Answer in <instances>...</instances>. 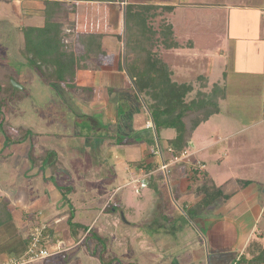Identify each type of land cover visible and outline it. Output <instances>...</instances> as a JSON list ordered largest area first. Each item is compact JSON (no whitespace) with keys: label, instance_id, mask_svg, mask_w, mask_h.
<instances>
[{"label":"crops","instance_id":"crops-1","mask_svg":"<svg viewBox=\"0 0 264 264\" xmlns=\"http://www.w3.org/2000/svg\"><path fill=\"white\" fill-rule=\"evenodd\" d=\"M5 1L0 0V6L4 8L6 14L0 17V66L16 79L14 82L18 83V87L15 86V88L23 92H26L28 88L32 97L28 108L29 113H26L28 109H22L24 102L18 101L20 97L17 105L0 108V263L23 256L30 239L31 228L43 226L41 246L51 250L52 255L47 259L27 264H120V262L121 264H145L144 260L148 259L146 254L136 256V252L142 253L143 250L149 249L146 245L142 246L145 237L140 235L136 228L137 224L125 221L122 214V218L117 215L115 207L111 205L110 197L120 188V185L131 181L138 184L141 181L140 183L145 185L148 176L158 170L165 173L166 189H169L171 182L177 205L180 204L187 209L188 213L191 212L194 215L192 219L199 221L198 225L209 227L208 217L214 214L205 209L214 204L217 211L219 203H226L227 199L229 200L237 193L227 192L224 187L227 182L220 180L218 183L216 178L205 169L206 162L203 158H197L198 153H204L203 156L219 163L223 153H219L218 144L229 147L227 143L231 134H226L227 136L221 134L219 127H216L218 121L214 119L216 120V117L223 112L225 114L227 106H231L232 103L241 104V109L247 111V114L256 112L254 116L258 118L240 129L246 130L248 127L259 126L256 137L258 141L264 142V0H184V2L128 0L136 7L143 4L152 6L153 8H149V11L165 16L167 20L165 25H170V34H166L162 27L143 29L131 26L128 29L125 25V8L128 5L126 0L122 1L124 4L121 2V7L118 0H60L67 10L71 2L72 9L61 17L58 14L54 15L51 20L61 24V34H64L66 43L70 44L74 41L75 48H81L77 51L72 48L67 49L76 56L79 64L72 81L74 85L71 87L62 86L61 81L51 85L35 68L31 66L27 68L20 63L22 60L20 52L24 51L29 58L31 57L26 50L25 27L41 28L45 24L43 0ZM10 2L21 4L23 14H20L16 8H13L12 12L8 6ZM73 2H75L74 5ZM185 9H193V18H185L187 23L185 20L183 22L177 20L178 16L182 17V11ZM131 12H135V9L131 8ZM175 12L178 14L177 17ZM12 16L19 23L17 30L15 25L16 33L9 32L12 23L8 18ZM155 16L150 18L153 19ZM23 18L31 20V23H22ZM64 18H68L69 22L64 23ZM180 22L181 24H178ZM64 24L68 28L66 30H70L67 32L72 31L74 34L72 41L67 39V33L62 32ZM187 24L192 27L189 28ZM88 34L101 36L100 45L90 44L89 51L81 40ZM179 38H186L187 43H183ZM10 47L13 48L10 49ZM195 47L199 50V58L206 57L208 66L203 71L195 70L192 77L184 81L187 79H180V77H184V70L187 67H182V63L175 59H184L186 52ZM14 50L16 55L11 53ZM201 50L206 54H200ZM154 62L162 68L170 82L178 86L186 84L192 87L182 97L183 103L188 105L193 103L189 105L191 109L185 108L186 110L183 111V122L188 125L185 116L190 110L193 116L199 115L200 110L210 111L207 120L198 124L190 136L184 137L187 146H184L182 151H187V156L176 162L172 161L173 152L177 151L172 141L177 131L172 127L164 126L158 131L161 134L156 132L150 110L144 102L145 98L147 101L152 100L146 93L145 87L141 91L138 88L140 85L138 79L144 77L142 68ZM126 64H129V68ZM47 85L52 89L55 87L53 90L58 95L53 94ZM46 94H52L55 103L63 101L69 108L67 117H64L63 113L59 119L63 126L70 121H80L78 117H81L82 107L84 109L93 106L96 109L94 112H98V117L106 122L115 135H124L115 139L105 137L95 146H91L105 149V157H102L99 163L104 165L102 169L111 172V176L104 177L102 180H100L101 175L94 178L96 181L100 180L101 184L107 180L103 186L100 183L93 185L87 183L88 177L80 176L78 172L77 163L81 161L85 163V166L90 165L92 161L89 158L94 154V150L92 153L84 150L85 156H82V153L81 155L72 150L73 142L63 140L58 146L59 151L51 148L52 145L47 149L40 143L35 145L31 142L29 150L24 151L22 155L19 154L20 145L25 139H31L33 133L52 134L43 126L44 123L39 127L36 126L35 122L38 121L39 125L40 118L32 119L31 110L38 111V104H43L47 100ZM78 94L82 95L76 100L75 96ZM201 99L208 102V107H198V101ZM223 105H225L224 111ZM179 109L175 111L178 112ZM261 110L263 114L259 118ZM55 123L58 121L55 120ZM206 123L215 126L212 138L209 137L204 142L200 141L196 149L197 142L193 135ZM168 129L174 130V134L165 135ZM18 130L22 131L23 138H13L12 132ZM53 131L57 134V131L64 133L67 130L64 126L63 129ZM260 131L263 133L260 134ZM7 138L12 142H8ZM160 139L169 140L166 148L162 149ZM188 145L195 150L189 151ZM62 147L65 149H60ZM85 149H89V145ZM80 155L81 158H79ZM19 156L22 162L20 168L16 163H12V160L19 163ZM83 159L84 162H82ZM162 163L167 164L165 169L160 168ZM98 171H101V168ZM121 174H127L132 178L128 182L117 184V177ZM74 179L75 182H73ZM235 179L240 188H245L244 186L248 183V180L244 181L238 177ZM82 180L87 181L77 186L82 193L88 195L76 193L75 184ZM63 188L70 189V194L65 196L64 204L61 203L63 194L60 191ZM107 188L112 189L106 194ZM80 195L82 197L79 199ZM106 195L109 196L104 198ZM85 196L88 198L84 199ZM71 200L76 201L78 205L90 204L85 215L81 214L75 219L70 214V210H74ZM109 206L113 208L112 214L106 211ZM262 207L263 204L259 205L260 214H262ZM218 215L222 217L221 214ZM69 221L75 224L70 227ZM113 223L117 224L115 226L117 236L126 237L123 254L120 255L115 254L113 245L110 244L105 250L96 249L95 242L102 233L95 227L98 225L100 230L106 231L108 228L112 229ZM256 234L263 236L264 233L262 230ZM252 243L264 246V239L253 238L250 232L242 248L246 249V253L244 251L229 252L228 255V251L222 252V247H212L214 264H240L238 260L242 254L245 253L247 259L254 252L255 246ZM247 247L252 249L251 254ZM101 251H103L104 261L100 260L101 257L99 258L98 252Z\"/></svg>","mask_w":264,"mask_h":264},{"label":"rangeland","instance_id":"rangeland-1","mask_svg":"<svg viewBox=\"0 0 264 264\" xmlns=\"http://www.w3.org/2000/svg\"><path fill=\"white\" fill-rule=\"evenodd\" d=\"M118 1L120 3L119 7H121V2L123 0H118ZM126 1L128 2L127 3L128 5H131L128 0ZM175 1L184 2V0H175ZM70 4H68V10L72 9V6ZM147 4H152V3H147ZM8 6L12 10V12L16 8L20 14H23L21 4L18 3L14 4L13 2H10ZM135 7L136 6L131 5V8L132 9L134 8L136 12L139 13L143 12L144 16L147 19L146 21L147 27L151 26L155 28L157 27L161 28L167 23L166 17L161 16L160 14H157L155 18L151 19L149 17V13L150 15H152L151 13L153 11L151 10L149 11V13L146 12L145 10L146 7L144 6V4L137 6L136 8ZM192 13H193V9H185V11H182L181 16L184 19L178 16L177 13L175 15L176 17L178 16L177 17L178 21L183 22L185 20L186 22L185 19L186 17L193 18ZM4 15H6L4 13V8H1L0 6V17L1 16L4 17ZM65 18L63 19L64 23L69 22L68 18L67 19ZM71 18L72 17H70V19ZM8 20L9 21L11 20L10 22L12 23L9 32L14 31L15 25L17 30L18 28L17 25H19V23L16 22V18L12 16L8 18ZM181 22L178 24H181ZM22 23H31V20H25L23 18ZM188 25L190 24H187V26ZM188 27L191 28L192 26H188ZM127 28L129 29L128 26ZM66 29L68 28L66 24H64L62 27V32L67 33L68 35L67 39L69 41H72V39L74 38V34L72 33V31L67 32L70 30H66ZM16 30L14 31L15 33ZM179 40L182 41L183 43H187L186 38H179ZM73 43L74 41L71 42L70 44L68 43L66 45V49L72 48L75 49L76 51L79 49L81 50L80 47H78L79 49L75 48V43L74 44ZM12 48L13 47H10V49ZM11 53H15L16 55L15 50L11 51ZM202 53L204 55L206 54L205 51L201 50L200 54ZM198 55H199V50L197 47H195L192 50H188L186 52L184 59L182 60L181 59L178 60L177 58L175 59V61L182 63V67L185 68L187 67L186 70H184V74H185L184 77H180V79H187L184 81H188L192 77L193 72L195 70L203 71L207 68L208 61L206 57L199 58ZM20 56L22 59L20 60V63H22L25 67L31 68L33 66V68H36L34 65H32L29 55L27 56L26 52L24 51L20 52ZM154 63L155 65H157L156 62ZM126 66H128L129 68V64L128 65L126 64ZM147 68L148 67L146 66L142 68V74L144 75V77L140 79L145 80L148 76L149 77L154 76V73L149 71ZM38 72L41 75L40 71ZM42 74L46 75L45 72ZM42 78L45 77L42 76ZM13 81L14 79L10 78L12 88L14 89V91L18 90L17 88H15ZM47 83L52 85V82H47ZM48 89H51L53 94H55L56 96L58 95L50 86H48ZM81 95L82 94L76 95L75 99L78 100V98H81ZM19 97L20 98L18 101L23 100L24 102L22 109L27 110L29 108V103L31 101L30 98L32 97L31 91L28 90L27 88V91L19 94ZM46 98L47 100L43 104L42 103L38 104L37 112L31 110L33 114L32 119H34V117L40 118L39 119L40 124L38 125V121H36L35 122L36 126L39 127L44 123L43 126L47 130L51 131L52 134L41 135L39 133H33L31 139L27 138V140L25 139L24 142H22V144L20 145L22 148L21 147L19 148L21 150L19 154L22 155L24 154V151H28L31 142L35 143V145H38L40 143L41 146H46L47 149L50 147V145H52L51 148L59 151L58 146L61 145V142L63 140L67 142H73L72 150L76 151L79 154L82 153L83 154V155L81 154L82 156H85V154L83 153L84 150H87L91 153L94 150L95 151L94 154L89 158L92 161L90 165L85 166V163H81V161L77 163V167L79 168L78 172H80L79 173L80 176L88 177V181L82 180L79 183L76 182L75 184L77 188L76 193L78 194L80 193L81 195L82 194L88 195L82 193V191L80 190V188H78L77 185L84 184V182L87 181V183L91 185L100 183V185L103 186L104 182H107V180H104L102 184L100 180H102V178L104 177L111 176L110 175L111 172H109L107 169H102V167L104 168V165L99 163V160L103 159L102 157H105L104 156L105 149L97 148V147L92 148L91 146H95V144L98 141H100L102 138L106 137V139L107 138L115 139L118 137L119 138L124 137V135L123 134L115 135L108 128L106 122H104L102 118L98 117L97 115L98 112H94L96 109L93 106L85 107L84 109L82 107L83 112L81 114V117H78L80 118V121L77 120H75L76 122L70 121V123H68L67 125L64 124L67 130L66 132L62 133L57 131V134H54L53 133L54 129H63L64 126L63 124L60 123L59 119L62 117L63 113L65 114L64 117H67L68 112H70V110L67 106H65L63 101L55 103V101L52 99V94H46ZM145 99H146V101L144 100L145 104L149 105L150 103H152V101H147V98ZM32 100L34 101V99ZM17 104L18 102H15V105ZM10 107L12 106L9 105L8 108ZM222 107L224 111L225 105H223ZM172 112L175 111L173 110ZM26 113H29V109L28 112ZM260 113L261 115H259V118H261L263 111L261 110ZM256 114H257L256 112H252V113L250 112L249 114H247V111L241 109V104L234 105L232 103L231 106H227V109L225 110V114L223 112L221 113L220 116L216 117V120L214 119V121H218V124L215 125L216 127H219L221 134H225V135L231 134L229 135L230 137L227 143V146L229 147L226 148L224 144H218L219 153L220 154L223 153L219 158L221 159L220 162L217 163L214 159L210 160L209 157L207 158L206 156H203L204 153L197 154V158H203V160L206 162L205 169H207V171H209L210 174L216 178V181H218V183H220V180L227 182V184L224 186L227 192H231V193L237 192L232 198H230L229 200L227 199L226 200L227 202L225 201L226 203L223 202L219 203L217 211L215 210L214 204L208 207L206 206L207 208L205 207L204 204H201L204 205V207L206 208L205 211L211 212V214L214 215L215 213H217L215 215V218L214 215L208 217V219H210V221L208 222L209 227L207 225L204 227L203 225L200 224L198 225L199 221L196 219L195 220L192 219L194 218V215L191 212L188 213L185 207H183L180 204L177 205L173 194V188L171 187L172 184L170 182L171 186H169V189L168 188L166 189L167 181H166L165 173L160 170L156 171L151 176H148V180L146 181L147 183L145 185H142L140 183L141 181L139 182V184L131 181L128 184L120 185V188L111 195L110 197L111 205L115 207L117 215H120V218L123 217L125 221L137 224L136 228H138L137 230H139L140 235L145 237V241L143 242L145 244L142 243V246L144 247V245H146L148 246L149 249L147 251L143 250L142 253H139V251L136 252L137 257H139L140 254H144V255L146 254L148 259L144 260L145 264H214L213 255L211 253L212 247H216V246L219 248L222 247L223 248L222 252L225 253L226 251H228L227 254L229 255L230 253H234V252H239V253L243 251L245 252L246 249H242V248L250 232L252 233L253 238L264 239V234L263 236H257L256 234L258 232H262V230L264 233V142L258 141V137H256L259 132L258 131L259 126H256L254 128L248 127L246 130L240 129L244 127L246 124H249V122L257 119L258 117L254 116ZM169 115L170 114H168L167 116L166 113L162 115V119L167 120L166 123L169 121V118L170 121L172 120L171 119L172 115L171 116ZM55 120H57L58 123H55ZM152 123H153V127H155L153 120ZM43 126L42 128H44ZM214 127L215 126L206 123L204 124V127L199 130V132H196V134L193 135L195 141L197 142L195 146L196 149L200 141L204 142L206 141L207 138L209 137L212 138ZM21 132L22 131L19 130L15 132L13 131L12 132L13 138L16 137L23 138L21 136L23 135ZM174 132H175L174 130L168 129L165 135L170 136L173 135ZM261 133L263 132L260 131V134ZM158 134H161V132H158ZM9 141L12 142L10 139L8 140V142ZM168 141L169 140L167 141L166 140L163 141L162 139L159 140L162 149L166 148ZM56 143L58 144L56 145ZM88 145H89V149H85V147ZM60 149L64 150L65 147H62ZM188 150L194 151L195 149L190 147V145H188ZM101 151L103 153H99ZM224 151L226 152L225 155H224ZM81 155L79 158L82 157ZM50 158L52 159V157ZM20 159L21 157L19 156V160H18L19 163L12 160V163H16V165L19 168L21 167V163H22ZM64 160L65 159H63V161ZM82 162H84V159L82 160ZM24 165L25 164H23V166ZM57 166H59V164ZM100 168L101 171H98ZM99 175H101V179L96 181L94 178L98 177ZM118 176H119L117 177L118 181H116L118 182L117 184H123L125 182H128L129 179L132 178V176L128 177L127 174L125 175L121 174ZM236 177L241 178L244 181L248 180V183H246L245 186L242 185L245 188H240V186H238L235 179ZM73 182H75V179ZM2 185H4V183H2ZM111 189L112 188L110 189L107 188L106 194L109 193ZM60 191L63 194L62 197L63 200L61 203L64 204L66 198L65 196L66 195L68 196L70 189L63 188ZM81 195L78 197L79 199L82 197ZM107 196L109 195L104 196V198ZM87 198L88 197L85 196L84 199ZM71 202L73 204L74 210L71 209L70 214L73 215L75 219H77L81 214L85 215V213L87 212V208L90 205L88 203L78 205L76 201L73 202L72 200ZM262 204H263L262 214H260L259 205ZM174 207L176 210L174 209ZM112 209L113 208L109 206L106 211L109 214H112L111 211ZM207 212L204 213L206 214ZM218 214H221L222 217H219L220 215ZM111 225H112V229L108 228L106 231L100 230L101 228H99L98 225L95 227V229H99V231H101L102 233L100 234L101 237L99 238V244L98 241L95 242L97 244L96 249L102 250L103 248L105 250L107 245L110 244L113 245V249L115 250L116 255L123 254L122 249L126 237L117 236V231L115 230L116 229L115 226H117V224L113 223ZM210 233L213 235H211ZM124 235L125 233L123 234V236ZM210 235L212 237H210ZM49 251L52 252L51 250ZM98 254L100 258L101 252H98Z\"/></svg>","mask_w":264,"mask_h":264},{"label":"trees","instance_id":"trees-1","mask_svg":"<svg viewBox=\"0 0 264 264\" xmlns=\"http://www.w3.org/2000/svg\"><path fill=\"white\" fill-rule=\"evenodd\" d=\"M16 1V0H14ZM77 1V0H73ZM84 1H113V0H84ZM44 2V11H45V24L41 28L34 27H25L24 33L25 38L27 40L26 50L31 54L30 60L32 65L36 68V71H40V73H46V75H41L45 78L44 80L52 83H58L62 86H73L74 83L73 77L75 74L76 67L79 66L77 62V58L75 59V55L72 52H68L66 49L67 43L64 41L63 35L61 34V24L59 22H55L52 17L58 14L59 17L61 15H66L67 8L61 4L60 0H43ZM75 2H73L74 5ZM140 6V5H139ZM146 12L149 11V8H153L152 6H145ZM131 5H126L125 9V25L129 28H143L149 29L146 25V17L143 12H131ZM63 13V14H62ZM149 13V12H148ZM152 15L149 13V17H154L156 12H152ZM151 27V26H150ZM162 29L166 31V34H170V25L162 26ZM144 32V31H143ZM165 33V32H164ZM100 35L98 34H88L84 35L81 38L82 42L86 44V49L89 45L94 44L95 46L100 45ZM142 37V36H141ZM144 38V37H143ZM176 45V44H175ZM87 51V50H86ZM72 56H70V55ZM87 54V52H86ZM155 61V60H154ZM33 67V66H32ZM147 69L154 73L153 77H147L145 82L142 79H138L139 90L146 88V93L149 95L152 103L148 106L151 118L154 122V126L156 132L160 130V128L172 127L177 131V135L173 140L175 144V148L177 151H174V156L179 155L184 146H187L185 136H190V133L193 129L200 124L201 122L207 120L210 116V111L208 109L200 110L199 115H192L193 112L190 110L185 116V119L188 120V125L183 122L184 110L185 108L191 109L189 105L193 103L185 104L183 103L182 97L192 89L191 85H180L178 86L176 83L170 82V79L166 77L162 68L160 66L155 65V63H151L147 65ZM10 78L16 80L10 73H7L4 68L0 66V108L2 106H13L15 102H17L19 98V94L23 91L15 90L12 88ZM137 80V79H136ZM26 90V89H25ZM198 107L202 108L207 106L208 102L204 99L198 101ZM208 107V106H207ZM180 108L178 112L175 110ZM175 112H172V111ZM205 111V112H204ZM202 112V113H201ZM166 113L167 116H171L172 120L166 123L167 120L162 119V115ZM166 118V117H165ZM21 130V128H20ZM173 156V157H174ZM75 223L69 221L70 227H72ZM44 231V230H43ZM44 232H42V236L40 238V244L42 242ZM99 241V239H97ZM29 242V241H28ZM255 246L254 252L250 250V254L247 257L246 254H242L241 258L238 260L240 264H264V246ZM103 251L100 254V260H103ZM49 258L46 257L44 259ZM121 264V263H120Z\"/></svg>","mask_w":264,"mask_h":264},{"label":"built area","instance_id":"built-area-1","mask_svg":"<svg viewBox=\"0 0 264 264\" xmlns=\"http://www.w3.org/2000/svg\"><path fill=\"white\" fill-rule=\"evenodd\" d=\"M187 156V151H182L179 155L172 158L173 162L180 160L182 157ZM167 164L162 163L160 166L161 169H165ZM140 182V181H139ZM43 226L33 227L30 231L29 242L27 244L26 250L22 257L20 258H11L7 261H3L1 264H27L32 263L37 260L44 259L50 255V252L47 247H42L40 244V238L42 236Z\"/></svg>","mask_w":264,"mask_h":264},{"label":"water","instance_id":"water-1","mask_svg":"<svg viewBox=\"0 0 264 264\" xmlns=\"http://www.w3.org/2000/svg\"><path fill=\"white\" fill-rule=\"evenodd\" d=\"M13 84H14L15 86H18V83H17V82H14V81H13Z\"/></svg>","mask_w":264,"mask_h":264}]
</instances>
